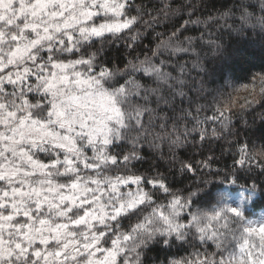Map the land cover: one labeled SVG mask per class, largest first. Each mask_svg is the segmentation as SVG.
I'll list each match as a JSON object with an SVG mask.
<instances>
[{
  "label": "snow or ice",
  "instance_id": "6c2138e0",
  "mask_svg": "<svg viewBox=\"0 0 264 264\" xmlns=\"http://www.w3.org/2000/svg\"><path fill=\"white\" fill-rule=\"evenodd\" d=\"M257 49L264 0H0V264H264Z\"/></svg>",
  "mask_w": 264,
  "mask_h": 264
},
{
  "label": "trees",
  "instance_id": "16d2710c",
  "mask_svg": "<svg viewBox=\"0 0 264 264\" xmlns=\"http://www.w3.org/2000/svg\"><path fill=\"white\" fill-rule=\"evenodd\" d=\"M223 0H217V6H219L220 3H222ZM257 37H255L250 31L246 34L244 37L236 36L235 33L232 34V37H225L223 43H225L226 46H229L233 49H239L241 47L247 46L250 40H255ZM262 69H264V56H261L259 54L258 49L254 52V55L249 56L243 64H234L233 70L237 73L239 77H244L246 74L249 75L251 73L259 72ZM241 83L247 82V80H241ZM241 95H244L241 93ZM250 133H255L254 136H252V139L255 141V144L257 147H260L262 143H264V140H261V136L264 135V126H261L259 123H257L254 127L249 129ZM246 133H241V141L243 142V139L245 138ZM224 142H221V144L216 146V154L219 156L221 153V148L223 146ZM232 162V156L231 153L225 154L220 161V164L216 165L218 167H223L225 163L231 164ZM264 208V198H261L258 196L255 200V207H252L251 211H257ZM180 255H183L184 253H179ZM155 255V254H153Z\"/></svg>",
  "mask_w": 264,
  "mask_h": 264
},
{
  "label": "rangeland",
  "instance_id": "374dc122",
  "mask_svg": "<svg viewBox=\"0 0 264 264\" xmlns=\"http://www.w3.org/2000/svg\"><path fill=\"white\" fill-rule=\"evenodd\" d=\"M252 210V208H251ZM257 216L260 215L261 213H264V208L263 209H260V210H257V211H253Z\"/></svg>",
  "mask_w": 264,
  "mask_h": 264
}]
</instances>
